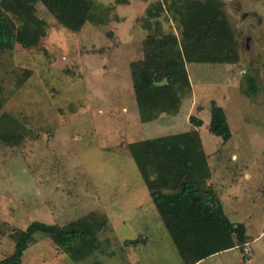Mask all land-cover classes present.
Here are the masks:
<instances>
[{
    "label": "rangeland",
    "instance_id": "374dc122",
    "mask_svg": "<svg viewBox=\"0 0 264 264\" xmlns=\"http://www.w3.org/2000/svg\"><path fill=\"white\" fill-rule=\"evenodd\" d=\"M156 1L92 0L100 21L79 33L37 4L44 33L0 54L1 112L10 115L0 120L9 133L0 141V260L13 252L15 230L35 221L63 227L94 212L106 225L87 257L73 261L35 233L21 264H183L148 190L158 187L149 163L162 153V169L211 184L250 238L200 264H264V0H217L238 62L186 64L191 92L178 112L142 122L129 63L142 58ZM158 21L161 32L180 35L168 11ZM211 101L226 117V142L208 130ZM190 116L202 125L192 127Z\"/></svg>",
    "mask_w": 264,
    "mask_h": 264
},
{
    "label": "trees",
    "instance_id": "16d2710c",
    "mask_svg": "<svg viewBox=\"0 0 264 264\" xmlns=\"http://www.w3.org/2000/svg\"><path fill=\"white\" fill-rule=\"evenodd\" d=\"M37 4L43 6L63 29L72 33H79L87 23L100 21L92 0H0V54L13 50L15 44L29 48L44 33L47 24L37 17ZM151 8L148 19L155 22L148 25L153 31L142 42V58L129 63L142 122L155 120L162 113L175 115L178 112L182 97L191 92L186 64H235L239 60L237 36L221 2L158 0L151 4ZM165 10L171 14L179 36L161 32L158 18ZM28 76L29 71H25L19 85ZM248 83L254 94L256 88L252 86V80ZM3 102L0 97V120L10 116L1 112ZM189 122L195 128L202 125L195 116H190ZM0 130H4L0 131V141L4 143L9 133L4 128ZM208 130L223 142L231 136L222 108L213 101ZM14 134L22 136L18 131ZM161 155L156 153L155 159L149 163L158 187L150 184L148 190L183 264H197L237 247L243 250L250 242L246 228L227 218L212 187L193 184L183 170L172 173L162 169L165 160ZM206 199H213L216 207L205 203ZM93 213L63 227L35 221L26 230H15L11 236L14 250L0 260V264H21L23 252L35 242V233L48 236L73 261L87 257L91 250L88 246L92 243L94 247L97 233L106 225L102 216L100 219L97 213ZM84 246L88 247L86 252Z\"/></svg>",
    "mask_w": 264,
    "mask_h": 264
},
{
    "label": "water",
    "instance_id": "95a60500",
    "mask_svg": "<svg viewBox=\"0 0 264 264\" xmlns=\"http://www.w3.org/2000/svg\"><path fill=\"white\" fill-rule=\"evenodd\" d=\"M205 203H210L212 207H216V203L214 202L213 199H206Z\"/></svg>",
    "mask_w": 264,
    "mask_h": 264
},
{
    "label": "crops",
    "instance_id": "0c3cea01",
    "mask_svg": "<svg viewBox=\"0 0 264 264\" xmlns=\"http://www.w3.org/2000/svg\"><path fill=\"white\" fill-rule=\"evenodd\" d=\"M210 186H211V184H209ZM213 190L215 191V189L213 188ZM216 199L219 201V203L221 204V202H222V199L221 198H219L218 196H216ZM141 240H143V238L141 239ZM202 261H200V262H198L197 264H200Z\"/></svg>",
    "mask_w": 264,
    "mask_h": 264
}]
</instances>
